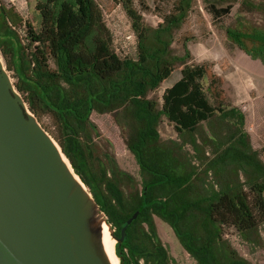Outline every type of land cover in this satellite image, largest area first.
Listing matches in <instances>:
<instances>
[{"label":"trees","instance_id":"16d2710c","mask_svg":"<svg viewBox=\"0 0 264 264\" xmlns=\"http://www.w3.org/2000/svg\"><path fill=\"white\" fill-rule=\"evenodd\" d=\"M118 1L135 36L134 58H121L111 48V35L92 0H41L35 5L38 28L24 22L25 45L10 28L12 14L0 4V55L14 88L37 122L49 118L53 129L46 132L88 189L116 238L123 228L121 241L113 245L118 264H170L152 216L172 229L195 264H247L229 248L223 229L244 234L264 222V165L243 150L249 149L240 140L242 149L226 147L209 164L214 168L236 164L247 178L240 181L226 173L215 183L197 186L196 169L160 144L157 132L162 117L177 132H190L215 112L225 114L218 100L208 103L199 81L209 72L199 64L183 69L181 79L162 93L160 106L149 95L176 65L190 58L188 51L173 54L167 37L183 22L188 0H174L150 35L132 1ZM230 8V4L209 3L206 11L218 20ZM225 33L239 46L242 37L256 41L250 49L240 48L264 66V31ZM209 77L207 91L216 94L219 78ZM118 107L127 109L133 122L125 146L142 175L139 188L129 174L112 166L109 156L94 155L93 139L98 132L89 116L112 113ZM111 167L112 175L107 176Z\"/></svg>","mask_w":264,"mask_h":264},{"label":"rangeland","instance_id":"374dc122","mask_svg":"<svg viewBox=\"0 0 264 264\" xmlns=\"http://www.w3.org/2000/svg\"><path fill=\"white\" fill-rule=\"evenodd\" d=\"M40 1L0 0V4L14 18L10 28L22 45L27 43L24 22L38 28L39 16L35 5ZM92 1L100 9L104 24L111 35V48L121 58H134L135 36L130 27V19L119 1ZM131 1L136 11L141 14L142 24L150 35L161 22V16L171 10L174 0ZM209 3L215 6L230 4L231 8L228 14L215 20L206 11ZM226 30L244 33L264 31V0H188L183 22L167 37L173 54L183 55L188 51L190 58L184 64L176 65L161 85L149 94L160 106L162 93L181 79L184 68L188 69L195 64L204 66L209 76L215 75L219 78L214 92L219 91L212 95L207 91L210 77L206 75L199 82L207 95L208 103L211 105L218 100L225 114L219 115L215 112L190 132H177L173 123L164 117L157 125L160 144L170 147L179 159L196 169L197 176L194 180L197 186L215 183L226 173L230 177L237 176L240 181L247 178L236 164L226 167L219 164L215 168L209 164L226 147L242 149L240 140L249 149L243 147V150L254 154L264 165V66L241 49H250L255 46L256 41L242 37L240 48L227 36ZM0 58L3 62L1 55ZM7 73L10 76V72ZM11 81L13 82V78ZM89 118L98 132L93 139L97 146V153L94 155L99 158L101 154L109 156L113 160L112 166L129 174L139 188L142 175L133 155L125 146L133 124L128 110L118 107L112 113L92 112ZM38 123L42 128L46 127L45 131L53 129L48 117H43ZM240 137L242 139H238ZM112 172L111 167L106 170V175L110 176ZM249 202L251 203L250 199ZM152 220L157 237L171 258L170 264H195L178 243L172 229L156 216H152ZM223 232V238L238 258L247 264H264V222L244 234H239L232 228H225ZM116 263L118 264L117 257Z\"/></svg>","mask_w":264,"mask_h":264},{"label":"water","instance_id":"95a60500","mask_svg":"<svg viewBox=\"0 0 264 264\" xmlns=\"http://www.w3.org/2000/svg\"><path fill=\"white\" fill-rule=\"evenodd\" d=\"M102 223L120 242L0 58V264H114Z\"/></svg>","mask_w":264,"mask_h":264},{"label":"bare ground","instance_id":"6f19581e","mask_svg":"<svg viewBox=\"0 0 264 264\" xmlns=\"http://www.w3.org/2000/svg\"><path fill=\"white\" fill-rule=\"evenodd\" d=\"M101 241L104 244L106 250L108 251L111 259L114 262V264H117L116 263V257H115L114 252H113L114 240L109 236L108 227L105 223L101 224Z\"/></svg>","mask_w":264,"mask_h":264}]
</instances>
